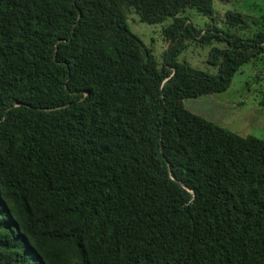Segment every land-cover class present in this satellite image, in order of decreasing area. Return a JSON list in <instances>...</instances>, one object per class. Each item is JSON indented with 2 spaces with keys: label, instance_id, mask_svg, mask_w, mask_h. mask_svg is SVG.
<instances>
[{
  "label": "trees",
  "instance_id": "16d2710c",
  "mask_svg": "<svg viewBox=\"0 0 264 264\" xmlns=\"http://www.w3.org/2000/svg\"><path fill=\"white\" fill-rule=\"evenodd\" d=\"M187 9L213 0H0V264H264V138L183 104L264 56V19Z\"/></svg>",
  "mask_w": 264,
  "mask_h": 264
},
{
  "label": "rangeland",
  "instance_id": "374dc122",
  "mask_svg": "<svg viewBox=\"0 0 264 264\" xmlns=\"http://www.w3.org/2000/svg\"><path fill=\"white\" fill-rule=\"evenodd\" d=\"M213 5L212 18L194 10H187L195 23L201 27L207 26L208 23L224 27L223 19L227 9L240 10L251 24L250 30L255 27L252 18L264 19V0H213ZM125 11L131 30L150 47L157 61L161 63L162 53L167 45V40L161 31L162 23L140 20L133 6L125 7ZM208 50L207 44L191 42L186 45L178 58L199 68L215 71L216 66L207 61ZM183 104L191 111L240 134H253L264 138V56L257 61L242 64L226 89L187 96L183 98Z\"/></svg>",
  "mask_w": 264,
  "mask_h": 264
}]
</instances>
